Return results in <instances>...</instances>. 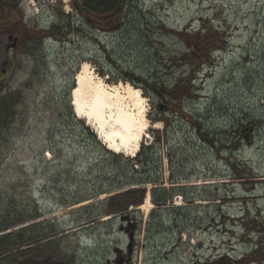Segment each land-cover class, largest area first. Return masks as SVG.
Returning a JSON list of instances; mask_svg holds the SVG:
<instances>
[{"label": "rangeland", "instance_id": "374dc122", "mask_svg": "<svg viewBox=\"0 0 264 264\" xmlns=\"http://www.w3.org/2000/svg\"><path fill=\"white\" fill-rule=\"evenodd\" d=\"M40 1L1 19L20 46L0 73V245L8 233L25 243L0 252V264H113L129 252L127 219L138 222L132 264L241 257L258 236L244 225L264 229V0H127L121 13L91 22L73 0ZM212 27L220 40L192 64L191 48ZM6 44L0 39V60ZM84 63L144 96L160 127L136 157L109 154L77 118L72 89ZM181 79L192 80L191 96L154 93ZM196 122L218 139L257 128L240 149H223L205 143ZM156 188L174 193L168 205L154 202ZM148 193L153 209L138 210Z\"/></svg>", "mask_w": 264, "mask_h": 264}, {"label": "bare ground", "instance_id": "6f19581e", "mask_svg": "<svg viewBox=\"0 0 264 264\" xmlns=\"http://www.w3.org/2000/svg\"><path fill=\"white\" fill-rule=\"evenodd\" d=\"M82 65L75 75V87L72 90L71 104L75 114L93 126L107 148L136 157L149 129L160 127L152 125L140 89L131 84L109 85L93 72L89 63ZM150 198L151 194L148 193L138 210L150 212L154 207ZM110 218L107 216L103 220Z\"/></svg>", "mask_w": 264, "mask_h": 264}, {"label": "trees", "instance_id": "16d2710c", "mask_svg": "<svg viewBox=\"0 0 264 264\" xmlns=\"http://www.w3.org/2000/svg\"><path fill=\"white\" fill-rule=\"evenodd\" d=\"M19 0H0V13H4L6 9L9 8H16ZM84 4V10L88 13H93L97 16H115L122 12V9L126 6L127 0H80ZM53 34H57V29L53 28L52 30ZM220 31L212 28H207L205 30V35L202 36V41H204L205 45H201L200 48L197 49L195 45L191 48L193 49V54L190 56V62L192 64L197 63L200 59H206L209 55L210 47L213 46V44L217 43L218 40H220ZM192 80L187 81L186 79L179 80L172 88H166V87H154V93L161 95L165 98H170L172 101H179L182 100L185 97L191 96L192 89L191 83ZM153 88V87H152ZM163 91V92H161ZM197 126L199 128V136L201 139L204 140L205 143L212 146L213 148H216L218 144L220 143V146L224 148L230 147L232 148H241L244 144V142H251L253 139L255 133H256V126L251 124L250 126L241 125L234 128L231 131H224V134L221 135L220 139L215 135L211 137L209 133H202L203 130L201 129L200 123H197ZM197 129V128H196ZM146 148H144L145 150ZM111 155H118L115 153H112L110 151H107ZM230 166L233 170V174H235L236 179L242 180V170L239 168L237 164H233L230 162ZM246 172H249L248 169H246ZM134 185V184H133ZM139 185V184H137ZM134 192L141 193V199L144 197V191H141V189H134ZM130 191H126L123 193V196L128 195ZM160 193V194H159ZM174 193L171 192L170 194L167 193L166 189L163 188H156L153 191V199L154 202L159 206H166L171 201V197H173ZM121 196V195H117ZM138 204V201L135 202ZM132 204V203H131ZM139 205V204H138ZM129 207V203L125 204L121 210H126ZM22 223H25L24 221H21ZM249 225L255 226L253 227V230L257 232V238L251 239L253 243L250 244L249 249H246L245 252L238 257H233L231 255H212L205 259L204 262H198V264H264V229L257 228L256 224L254 223L244 225L245 229L252 233L250 231ZM25 230H22L21 232H24ZM14 233H8L4 235V237L1 239L0 245V252H3L5 250L11 249V247H16L18 245L24 244L25 241L18 239L14 240L13 238Z\"/></svg>", "mask_w": 264, "mask_h": 264}, {"label": "flooded vegetation", "instance_id": "af4514ba", "mask_svg": "<svg viewBox=\"0 0 264 264\" xmlns=\"http://www.w3.org/2000/svg\"><path fill=\"white\" fill-rule=\"evenodd\" d=\"M23 2V0H19L17 5H20ZM73 2L74 7L76 8V10L78 12L81 13V15L83 14H87L88 16V20L90 19L91 15L93 16V13H87L84 9V4L83 2H81L80 0H73L71 1ZM7 15H10V13L8 12V9H6L4 11V13H0V24L5 23L4 26L8 27L10 26V24H7L8 21L6 22L5 20H1L3 17L4 19L6 18ZM91 22V19L90 21ZM1 40L7 41L5 48V51L7 53V57L0 60V73L2 76V79L5 77V75L8 73V68L11 64V56L12 53H10L11 51H15L18 50L19 46H20V37L17 36L13 31L12 28L8 27V29L6 31H3V33L0 36ZM13 62V61H12ZM1 89H3V87H0V93H1ZM138 228V222L131 220V219H127V227L125 228V232L129 233V236L131 238H133L135 236V230H137ZM133 247L129 248V252L126 253H119L117 255V258L115 259L113 264H132V259H133Z\"/></svg>", "mask_w": 264, "mask_h": 264}, {"label": "water", "instance_id": "95a60500", "mask_svg": "<svg viewBox=\"0 0 264 264\" xmlns=\"http://www.w3.org/2000/svg\"><path fill=\"white\" fill-rule=\"evenodd\" d=\"M132 246V244H130V247Z\"/></svg>", "mask_w": 264, "mask_h": 264}]
</instances>
